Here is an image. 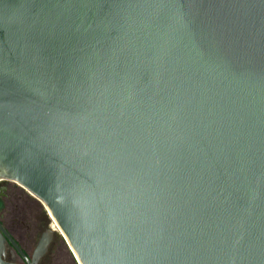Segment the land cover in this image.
I'll list each match as a JSON object with an SVG mask.
<instances>
[{
  "label": "water",
  "instance_id": "obj_1",
  "mask_svg": "<svg viewBox=\"0 0 264 264\" xmlns=\"http://www.w3.org/2000/svg\"><path fill=\"white\" fill-rule=\"evenodd\" d=\"M0 179L79 264H264V0H0Z\"/></svg>",
  "mask_w": 264,
  "mask_h": 264
},
{
  "label": "flooded vegetation",
  "instance_id": "obj_2",
  "mask_svg": "<svg viewBox=\"0 0 264 264\" xmlns=\"http://www.w3.org/2000/svg\"><path fill=\"white\" fill-rule=\"evenodd\" d=\"M22 189L24 190L14 181L0 179V223L21 250L30 257L39 237L50 225L41 210L39 200L32 194L24 193ZM2 258L7 262L25 263L9 240ZM44 258L45 256L39 264Z\"/></svg>",
  "mask_w": 264,
  "mask_h": 264
},
{
  "label": "rangeland",
  "instance_id": "obj_3",
  "mask_svg": "<svg viewBox=\"0 0 264 264\" xmlns=\"http://www.w3.org/2000/svg\"><path fill=\"white\" fill-rule=\"evenodd\" d=\"M16 186L20 188L18 185ZM23 192L30 195V193L25 189ZM39 204L41 206V210L46 216V219L49 221L50 228L55 230V236L51 242V246L41 264H79L70 247L66 243L63 235L61 234L58 226L55 225V220H53L45 206L40 201Z\"/></svg>",
  "mask_w": 264,
  "mask_h": 264
},
{
  "label": "bare ground",
  "instance_id": "obj_4",
  "mask_svg": "<svg viewBox=\"0 0 264 264\" xmlns=\"http://www.w3.org/2000/svg\"><path fill=\"white\" fill-rule=\"evenodd\" d=\"M54 220V219H53ZM55 223V222H54ZM55 225H57L56 223H55ZM54 227H56V226H54Z\"/></svg>",
  "mask_w": 264,
  "mask_h": 264
}]
</instances>
